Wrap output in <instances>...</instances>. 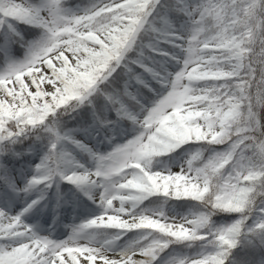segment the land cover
<instances>
[{
	"label": "snow or ice",
	"instance_id": "1",
	"mask_svg": "<svg viewBox=\"0 0 264 264\" xmlns=\"http://www.w3.org/2000/svg\"><path fill=\"white\" fill-rule=\"evenodd\" d=\"M0 264H264V0H0Z\"/></svg>",
	"mask_w": 264,
	"mask_h": 264
}]
</instances>
